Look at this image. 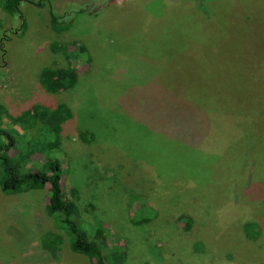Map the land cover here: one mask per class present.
<instances>
[{
	"label": "rangeland",
	"instance_id": "374dc122",
	"mask_svg": "<svg viewBox=\"0 0 264 264\" xmlns=\"http://www.w3.org/2000/svg\"><path fill=\"white\" fill-rule=\"evenodd\" d=\"M209 3L223 7L212 20L197 10ZM82 7L92 14L80 13ZM239 7L237 0H55L69 25L60 34L48 7L23 2L24 19L0 9V103L15 115L35 104L71 107L62 185L78 190L75 221L90 238L102 223L107 234L98 244L125 252L124 264H221L232 260L229 250L235 264H264V235L250 242L242 232L250 220L264 228L263 171L251 156L240 158L241 148H228L246 108L229 100L233 81L253 74L257 100L264 95V45L257 40L264 27L251 30ZM209 23L216 35L203 32ZM55 44L71 51L82 45L91 62L76 60L75 88L51 93L40 84L44 69L69 67ZM82 131L94 141L84 142ZM254 133L264 131L238 135L246 153L264 142ZM48 193L6 195L0 187V264H91L67 241L57 257L43 248L42 236L54 230ZM191 211L206 214L204 227L192 223L186 231L178 223Z\"/></svg>",
	"mask_w": 264,
	"mask_h": 264
},
{
	"label": "trees",
	"instance_id": "16d2710c",
	"mask_svg": "<svg viewBox=\"0 0 264 264\" xmlns=\"http://www.w3.org/2000/svg\"><path fill=\"white\" fill-rule=\"evenodd\" d=\"M54 1L0 0V9L3 16H19L22 17L21 19H24L21 10L23 2H33L41 8L48 7L51 11L52 28L56 33L60 34L63 31H67L69 25L64 24L65 15H61L55 11ZM238 1L240 2L238 9L243 12L244 22L248 25L251 24L250 29L256 30L259 26L264 27V19H254V16H264V0ZM197 10L198 12H205L207 18L212 20V16L216 14V11L220 10L219 12H221L223 7L218 9V7L209 3L207 8L204 5L199 6V8L197 6ZM84 12L92 14L91 11L82 7L80 13ZM93 14L98 15L99 12L96 11ZM3 16L0 15V29H3L5 26ZM209 24V27L203 32L216 35V26H213V23ZM226 24L230 23L226 22ZM262 29L264 30V28ZM263 32L257 33V40L261 41V45H264V39H259V35H264ZM229 36L234 37V35ZM207 37L209 36L207 35ZM52 47L54 52L58 53L62 51L64 53L69 67L44 69L40 76V84L46 91L51 93H57L60 90H71L75 88L79 79V73L73 63L81 57L89 64L91 61L88 51L82 45L78 51H71L69 47L58 44ZM249 47L252 46L249 45ZM250 67L253 68V66L247 64L246 68ZM253 77V74L250 75L248 72H244V79L242 80L241 78V82L234 80L230 87V92L226 91L229 100L235 99V105L238 107L236 108L237 110L246 107L239 112L241 113L239 114L241 122L236 125L238 134L231 138L236 143H232L228 148H241V159H245V156H251L256 159L257 169L259 171L262 170L263 172H260V174L264 175V142L262 141L259 144L253 142L249 147V152L246 153L241 146L242 141L238 137V135H242L248 129L253 130V127L254 129L258 128L264 131V95L259 96L257 100L254 94L253 83L250 82V79ZM234 87L235 93L231 92ZM248 97H251L250 99L253 98L254 103L247 106L244 103L248 100ZM220 112H224L225 114L229 111L224 108ZM73 118L74 115L71 107L65 103L58 104L56 107L35 104L17 115L13 114L6 106L0 103V187L6 195H19L49 189L46 214L53 221L54 230L46 232L41 238L42 246L47 252L57 257L62 252L67 241L73 253L87 257L91 264H111L109 262L111 260L110 256L114 258L117 264H124L127 259L125 252L120 253L121 250L118 249V252L115 253L116 247L112 249L107 248L106 252H104L98 244L97 240L105 241L104 239H106L107 234L105 228L102 227V223L97 224L96 229L94 228L95 233L92 232L94 236L90 238V234L85 231V228L75 221L76 218L81 216V208L78 204V190L74 188L68 193L62 185L63 176L66 174L61 164L62 137L66 124L73 120ZM260 134L264 133H254L251 136L255 140V138H258L255 135ZM81 138L84 142H92L95 136L89 131H82ZM240 170L242 171V169ZM85 209L87 212L93 213L96 207L94 204H89ZM188 214L190 216L181 214L178 217V223L185 224L183 228L186 231L190 229L192 223L197 224L200 222L201 226L204 227L205 213L191 211ZM210 215H213V213H210ZM223 215L225 216L226 214ZM212 220L217 223L219 221L218 217H214ZM150 221L151 219L148 218L144 219L143 222L149 223ZM135 224H139V222ZM242 226V232L247 241L252 242V240H257L264 235V228L259 221H246ZM111 251L114 252L112 253ZM229 251L230 255L228 257L232 260L228 261L229 259H224V261H221V264H235V261L238 260L233 251ZM191 257L195 258L193 255ZM115 262L113 263L115 264Z\"/></svg>",
	"mask_w": 264,
	"mask_h": 264
}]
</instances>
